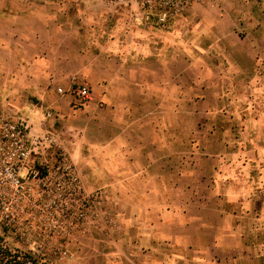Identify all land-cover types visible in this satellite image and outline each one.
I'll list each match as a JSON object with an SVG mask.
<instances>
[{
  "label": "crops",
  "instance_id": "obj_1",
  "mask_svg": "<svg viewBox=\"0 0 264 264\" xmlns=\"http://www.w3.org/2000/svg\"><path fill=\"white\" fill-rule=\"evenodd\" d=\"M220 1L221 9H207L213 18L204 32L176 40L135 21L120 27L117 11L108 14L112 27L107 28L98 10L99 28L86 31L79 0H0L1 103L8 101L15 115L35 113L41 122L50 109L56 115L51 124L93 131L77 162L92 164L93 188L114 197L110 209L117 221L113 245L104 252H98V242H108L98 236V226L93 228V264H233L238 259L243 244L238 202L247 191L248 163H236L244 170L239 174L222 170L224 155L206 149L229 147L238 137L229 139L235 131L240 145L256 147L260 141L263 146L264 111L229 113L221 129L216 123L198 124L199 117L220 111L198 109L208 98L198 92L195 51L203 35L209 47L225 45L218 83L258 77L264 63V0ZM70 2L76 11H70ZM173 35L178 37L177 30ZM74 82L91 90L92 101L83 109L69 93L57 94ZM98 100L106 103L102 111ZM80 113L83 126H73ZM220 131H226L227 141L216 134ZM183 149L190 150L184 154Z\"/></svg>",
  "mask_w": 264,
  "mask_h": 264
},
{
  "label": "rangeland",
  "instance_id": "obj_2",
  "mask_svg": "<svg viewBox=\"0 0 264 264\" xmlns=\"http://www.w3.org/2000/svg\"><path fill=\"white\" fill-rule=\"evenodd\" d=\"M142 1L79 0V11L84 12L82 28L86 31L99 28L98 10L106 16L103 19V26L110 28L112 26L108 14L117 11L122 19L119 23L120 27H126L135 21L136 26H145L155 34L160 30L168 37L167 39H190L196 30L199 33L204 32L208 21L213 18L212 13L207 9L222 7L220 0L190 2L189 5L184 6L185 8H179V11L172 10L168 14L165 12L166 18L161 21L162 12L158 5L154 2L143 5ZM167 1L169 0H164L163 3L167 5ZM72 3L74 2H70L68 7L70 11H76V5ZM197 7L203 9H196ZM251 23L255 22L251 21ZM174 30H177L178 37L173 35ZM238 31L239 34L242 33L241 27ZM151 35L154 36L153 33ZM203 37L199 36L197 39L198 51H195V59L198 62L197 73L200 77L198 92L200 96H207L208 100L200 102L198 109L202 111L207 107L220 112L208 118L199 117L198 124L205 126L206 123H216L218 125L216 127L221 129V125L230 121L229 113L234 111L245 114V111L255 108V113H262L264 63L260 75L255 79L251 78L247 83H218V76L225 71L223 52L225 45L209 47L208 37L205 35ZM261 38L264 42V36ZM225 41L229 42L231 38L227 37ZM260 56L264 61V52ZM7 102L0 101V264H22L26 258H31L34 264H93L91 254L93 247L96 248L93 245V228L98 226V236L101 234V237L108 242L107 246L98 242V252H104L109 249L108 246L113 245L112 235L117 229V221L110 209L114 197L107 195L102 188H93L95 181L90 179L92 164L77 162L78 151L92 141L91 127L73 131L70 126L66 129L57 122L51 124L50 121L56 117L52 111L53 117L46 120L43 116L42 122L35 119V113L31 114L29 111L15 115L7 108L9 105ZM183 107L184 110L189 108L186 103ZM105 108L106 103L98 100V111ZM46 111L50 109L44 110L43 114ZM222 111H226L227 114H223ZM80 116H83V113H80L79 117L72 118L73 126L79 124V127L83 126V118ZM233 119L237 128L241 118L237 115ZM183 121L189 124L190 117L184 114ZM13 126L17 127L24 136L23 146L11 136ZM46 132L58 136L59 149L39 143ZM216 134L228 140L226 131ZM236 136L238 137L235 138ZM230 138L235 139L229 147L209 146L206 150L212 155L219 152L224 155V164L218 166L222 170L229 169L239 174L244 170L238 164L236 166V163H248L246 172L250 176L246 180L247 185H244L247 191L245 189V194L240 195L238 202L243 211L238 213L241 217H238L240 224L237 231L242 235L243 244L237 250L240 254L237 253L238 259L233 264H264V145L262 146L260 141L259 144L257 142L256 147L248 143L240 145L238 131L229 134ZM189 150L183 149L184 154ZM209 166L208 164L204 166L208 169L206 173L212 172ZM67 171L72 172L76 177L77 186L84 193V199L94 197L95 203L93 206L84 203L85 206H91L86 214L84 231L81 234L71 233L68 241L63 242L56 233L62 220L60 205L73 204L69 196L73 186L66 179ZM231 241L228 245L232 246L234 242ZM62 253L65 256L60 258ZM84 258L86 260H83ZM98 264H108V261L98 260Z\"/></svg>",
  "mask_w": 264,
  "mask_h": 264
},
{
  "label": "built area",
  "instance_id": "obj_3",
  "mask_svg": "<svg viewBox=\"0 0 264 264\" xmlns=\"http://www.w3.org/2000/svg\"><path fill=\"white\" fill-rule=\"evenodd\" d=\"M164 0H143V5L152 4L154 2L158 5L159 9L162 12L161 21L165 20L166 13H170L172 10L179 11L183 9L184 6L189 5L190 2H208L210 0H169L167 1V5L163 3ZM180 8V9H179ZM185 8V7H184ZM179 9V10H178ZM166 12V13H165ZM57 92L60 95H64L69 93L73 97V104L77 107H82L87 105L90 101H92V94L90 88L84 83L74 82L71 87L67 91H63L62 89H57ZM44 119L48 120L53 117V113L51 111H46L44 114ZM11 136L20 143V146H23L22 139L24 136L21 134V131L17 129V127H11ZM40 144H45L49 147L60 148L59 138L55 133L46 132L45 135L41 137ZM66 179L69 181V184L73 186L72 192L69 194L72 203L68 206L66 203L64 206L60 205V212L62 215V220L60 225L57 227L58 231L56 232L57 235L60 236V239L63 242H67L71 233H82L83 226L86 220V214L90 211L91 206H85L84 203L87 202L92 204L95 203V200L92 198L90 199L87 197V200L84 199V193L77 186L76 177L72 172L66 173ZM18 182V181H16ZM65 255L64 253L61 254L60 258H63ZM22 264H34L31 258H26Z\"/></svg>",
  "mask_w": 264,
  "mask_h": 264
}]
</instances>
